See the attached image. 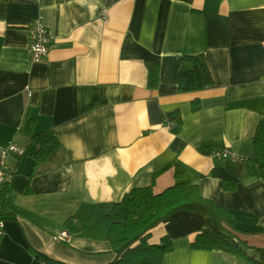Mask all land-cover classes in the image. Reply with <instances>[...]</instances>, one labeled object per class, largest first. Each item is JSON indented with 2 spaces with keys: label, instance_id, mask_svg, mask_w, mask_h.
I'll list each match as a JSON object with an SVG mask.
<instances>
[{
  "label": "crops",
  "instance_id": "obj_1",
  "mask_svg": "<svg viewBox=\"0 0 264 264\" xmlns=\"http://www.w3.org/2000/svg\"><path fill=\"white\" fill-rule=\"evenodd\" d=\"M0 14V146L26 149L10 159L18 214L2 218L0 264H42L39 255L54 264H110L117 256L110 242L63 223L83 204L110 212L136 187L162 192L175 183L176 164L234 213L249 231L235 232V242L264 264V182L245 165L264 116V0H0ZM35 19L51 35L40 62L29 48ZM199 54L213 84L180 92L179 73L191 68L184 57ZM148 59L160 63L156 89L147 86ZM174 110L180 124L170 119ZM30 119L60 143L37 165L38 145L25 133ZM221 147L228 158L210 155ZM226 180L236 189L225 190ZM205 228L223 230L205 214L180 210L152 229L149 242L172 240L162 264H255L192 249ZM62 230L67 242L53 237Z\"/></svg>",
  "mask_w": 264,
  "mask_h": 264
},
{
  "label": "trees",
  "instance_id": "obj_2",
  "mask_svg": "<svg viewBox=\"0 0 264 264\" xmlns=\"http://www.w3.org/2000/svg\"><path fill=\"white\" fill-rule=\"evenodd\" d=\"M184 58L191 64V68L181 70L179 73L180 92L198 91L213 84L212 73L202 54L186 55ZM146 68L147 86L156 89L160 81V63L148 59ZM199 108V100L194 101L193 111ZM170 119L180 124L179 110H174ZM25 133L38 145V150L33 154L35 165L48 160L60 147L54 131L52 129L35 131L32 119L29 120ZM254 144L255 156L245 159L247 173L250 177L264 182V116L258 123ZM174 176L175 183L159 193L154 192L152 185L131 189L110 212H105L100 205L83 204L63 225L82 237L110 242L117 255L110 264H162L164 255L173 250V242L166 235L162 237L160 243L151 244L149 239L152 229L180 210L195 211L220 223L223 230L209 228L201 230L191 243L192 249L224 250L250 259L255 264H263L249 257L235 242L237 238L235 232L249 231L238 227L236 217L230 209L204 196L198 183L186 181L184 170L179 164L175 165ZM236 187L235 182L229 180L224 182V189L227 191ZM17 214L12 205L9 183L5 184L0 188V219ZM39 256L47 264H54L44 256Z\"/></svg>",
  "mask_w": 264,
  "mask_h": 264
},
{
  "label": "built area",
  "instance_id": "obj_3",
  "mask_svg": "<svg viewBox=\"0 0 264 264\" xmlns=\"http://www.w3.org/2000/svg\"><path fill=\"white\" fill-rule=\"evenodd\" d=\"M105 20V19H104ZM28 35L30 40V53L33 62L42 61L49 53L51 35L47 25L41 19H35L28 26ZM172 121L170 120L168 125ZM26 150L18 143H8L7 145L0 146V187L8 184L15 173V168L10 164L12 157H22ZM230 150L226 147L212 149L210 155L218 159H226L230 156ZM3 220L0 219V235L3 233ZM56 241L67 242L70 238V232L62 230L55 234ZM42 264H47L43 261Z\"/></svg>",
  "mask_w": 264,
  "mask_h": 264
},
{
  "label": "bare ground",
  "instance_id": "obj_4",
  "mask_svg": "<svg viewBox=\"0 0 264 264\" xmlns=\"http://www.w3.org/2000/svg\"><path fill=\"white\" fill-rule=\"evenodd\" d=\"M26 150V149H25Z\"/></svg>",
  "mask_w": 264,
  "mask_h": 264
}]
</instances>
